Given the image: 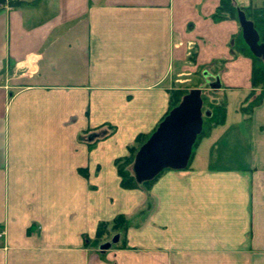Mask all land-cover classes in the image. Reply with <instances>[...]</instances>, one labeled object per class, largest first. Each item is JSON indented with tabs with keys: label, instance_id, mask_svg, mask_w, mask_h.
Instances as JSON below:
<instances>
[{
	"label": "crops",
	"instance_id": "0c3cea01",
	"mask_svg": "<svg viewBox=\"0 0 264 264\" xmlns=\"http://www.w3.org/2000/svg\"><path fill=\"white\" fill-rule=\"evenodd\" d=\"M219 3L0 6V264H264V100L241 110L252 58L235 49L238 21L213 18ZM193 73L219 77L225 122L186 168L123 188L116 159L167 114L176 77Z\"/></svg>",
	"mask_w": 264,
	"mask_h": 264
},
{
	"label": "water",
	"instance_id": "95a60500",
	"mask_svg": "<svg viewBox=\"0 0 264 264\" xmlns=\"http://www.w3.org/2000/svg\"><path fill=\"white\" fill-rule=\"evenodd\" d=\"M7 1L0 0V5ZM237 19L242 39L250 52L264 60V43L259 42V34L253 21L248 19L240 8L237 9ZM208 86L211 90H218L219 77ZM210 115L209 109L203 110L201 88L189 89L135 153L132 171L137 183L153 179L164 169H184L188 165L196 138L202 130L203 117ZM118 238L119 235L115 234L111 241L101 244L99 249L103 251L110 248Z\"/></svg>",
	"mask_w": 264,
	"mask_h": 264
},
{
	"label": "trees",
	"instance_id": "16d2710c",
	"mask_svg": "<svg viewBox=\"0 0 264 264\" xmlns=\"http://www.w3.org/2000/svg\"><path fill=\"white\" fill-rule=\"evenodd\" d=\"M5 4L14 5L16 4V0H8ZM238 8L243 10L245 12L246 17L251 21H253L254 27L259 34V42L264 43V6L256 7V8H243L236 5L233 0H220L218 8L216 12L213 14V18L216 20L233 18L238 21L237 19ZM239 37H240L239 39L240 46H237L235 49L240 53H244V52L247 53L252 58V68H251V76H250L252 91L251 94L248 96L250 102L245 107L241 108L242 112L247 113L249 110L252 109L254 105L264 100V60L254 56L250 52L248 46L245 44V42L242 39L241 33ZM255 89H258L259 92L256 93ZM187 92H188L187 89H181V88H176L170 91L169 110L172 109L174 106H176L181 100V97ZM212 92L215 91L212 90ZM202 99H203V110L209 109L211 111V115L208 117L206 116L203 117L202 130L200 134L197 136L196 141L193 145L189 162L193 155V151L197 147L199 141L204 136H206L213 127L223 124L226 119V103L224 99L214 98L213 100H209V102H206V98L204 96L203 91H202ZM145 140H143L142 137H140L139 138L140 144H142ZM137 150L138 148L136 147H130L128 155L116 159L117 173L120 178V185L123 188L130 189V188L138 187L140 185L147 186L157 177L155 176L153 179L145 181L143 183H137L132 171V163ZM107 227H108V223L105 222H101L98 225L96 232V241H98L97 238L101 237V235H103L106 232ZM125 227H126L125 217L123 215H119L115 217V219L112 222L111 228L114 229L115 231H119V230H124Z\"/></svg>",
	"mask_w": 264,
	"mask_h": 264
},
{
	"label": "rangeland",
	"instance_id": "374dc122",
	"mask_svg": "<svg viewBox=\"0 0 264 264\" xmlns=\"http://www.w3.org/2000/svg\"><path fill=\"white\" fill-rule=\"evenodd\" d=\"M179 78H181L179 80ZM187 78V79H185ZM176 85H179L180 88L182 89H191L195 88H202L201 90L204 93V96L206 98V102H209V100H213L214 98H219V96L212 92V90L208 87L206 81L201 80V74L195 75L193 74H186L183 75L182 77H176ZM179 80V81H178ZM178 82V83H177Z\"/></svg>",
	"mask_w": 264,
	"mask_h": 264
},
{
	"label": "built area",
	"instance_id": "2783aa9c",
	"mask_svg": "<svg viewBox=\"0 0 264 264\" xmlns=\"http://www.w3.org/2000/svg\"><path fill=\"white\" fill-rule=\"evenodd\" d=\"M5 235V230H0V237H3Z\"/></svg>",
	"mask_w": 264,
	"mask_h": 264
}]
</instances>
